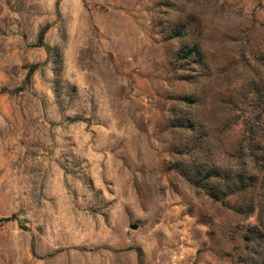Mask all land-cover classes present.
I'll return each mask as SVG.
<instances>
[{
    "label": "rangeland",
    "instance_id": "rangeland-1",
    "mask_svg": "<svg viewBox=\"0 0 264 264\" xmlns=\"http://www.w3.org/2000/svg\"><path fill=\"white\" fill-rule=\"evenodd\" d=\"M0 264H264V0H0Z\"/></svg>",
    "mask_w": 264,
    "mask_h": 264
},
{
    "label": "trees",
    "instance_id": "trees-1",
    "mask_svg": "<svg viewBox=\"0 0 264 264\" xmlns=\"http://www.w3.org/2000/svg\"><path fill=\"white\" fill-rule=\"evenodd\" d=\"M44 36V34L42 35V37ZM44 38V37H43ZM43 38H42V40H43ZM37 66H34L33 68H32V70L30 71V73H29V76H32L33 74H34V72L37 70Z\"/></svg>",
    "mask_w": 264,
    "mask_h": 264
}]
</instances>
